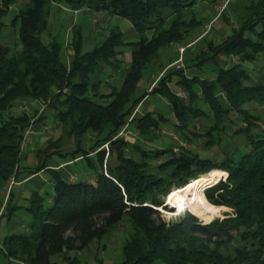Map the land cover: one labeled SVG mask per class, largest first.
<instances>
[{
	"label": "trees",
	"instance_id": "1",
	"mask_svg": "<svg viewBox=\"0 0 264 264\" xmlns=\"http://www.w3.org/2000/svg\"><path fill=\"white\" fill-rule=\"evenodd\" d=\"M205 1L219 0H0V221L29 219L2 240L8 263L88 264L123 229L117 264H264V0L220 42L203 34L216 17ZM57 7L80 19L65 45L50 39ZM99 16L125 21L131 40ZM150 96L171 117L140 115ZM161 132L179 141L158 144ZM76 164L71 181L61 168ZM211 171L227 176L204 198L231 215L165 222L171 189Z\"/></svg>",
	"mask_w": 264,
	"mask_h": 264
},
{
	"label": "rangeland",
	"instance_id": "2",
	"mask_svg": "<svg viewBox=\"0 0 264 264\" xmlns=\"http://www.w3.org/2000/svg\"><path fill=\"white\" fill-rule=\"evenodd\" d=\"M228 1L229 0H219V1H217L218 3L216 2L214 5H212V2H209V1H205V2H202L200 4V9H202V12H203L202 15L209 14V12L213 16H214V14L216 15L214 21H212L210 23V25H208L202 29L203 34L206 35L207 39L213 40L215 42H220L221 40H223L225 38V36L229 34L230 28L233 27V25L237 24V23L235 24L236 20L234 19V17L235 16L238 17L241 14L242 6L247 5L250 2V0H231V1H234V3H236L234 6V5H231L230 3L227 4ZM220 14H221V16H220ZM222 16L225 17V19H227V22L222 20ZM49 18H50L49 29H51L50 30V39L54 38L58 42L62 43L63 45H65L66 37L70 38V36L72 35V32H73L72 26L80 23V19L77 18V20H76V15L74 13L71 14V13L63 12V11L59 12L58 7L53 8L51 10V15L49 16ZM97 19L99 20L101 27L105 28L108 25V29H109V28H114V27L118 26L119 29L124 34V36H126V38H128V40H131V38H132L131 29H130L129 24H127L125 21L117 19V18H112V20L106 19V21L102 22V19H103L102 16H99ZM85 26H87V24ZM84 29H85V27H84ZM85 33H86V30H85ZM85 33H84V35H85ZM42 40L44 42L45 39L42 38ZM97 40H98V38H97ZM7 41L10 43H13V41H14L13 36H9L7 38ZM92 41H95V40L92 38ZM195 49L198 51L199 50L205 51L206 50L205 44L200 43L198 45V47ZM195 49H194V52H196ZM86 50L84 49V51H86ZM183 50L184 49H181V48L179 49V55L182 54ZM67 53L71 54L70 51H67ZM126 57H127L126 60H128V54H126ZM177 65L179 66V69H182L181 63H178ZM249 71L252 74V70L249 69ZM199 76L205 77L206 79L211 78L210 74H208V73H204V74L200 73ZM253 77H256V74H253ZM147 111H152V112H155L157 114H162L165 117H171V115H169L170 111H169V107H168L167 103L162 99H155L152 96L149 97L147 102L143 105L142 109H140L139 114L142 115ZM29 112H31V110ZM47 127L50 128V126H47ZM262 128L264 129V127H262ZM50 133H51V130H48V134H50ZM124 134H125V137H129L131 139L130 141H133L134 139L137 138L136 133L134 131H128V132H125ZM38 135L34 137L35 139L30 138V137L27 139L26 144L23 148L24 154H21V156H20L21 158H23L24 155H26V153H27L29 163L32 162V153L31 152H33L35 149H37L39 147H42L44 145V141L46 139V138L45 139L43 138V139L37 140L36 137L41 136L40 134H38ZM160 136H162V138ZM160 136H159V134L153 135L154 140L158 144L161 142V140L164 142H166L168 140L175 141V142L179 141L177 136H168L165 134V132H161ZM182 145L187 148V144H182ZM145 146L147 148L153 149V150L157 149L156 147H158L157 144H155V145L154 144H148ZM201 155L206 156L204 154H201ZM207 157H209V156H207ZM52 162L53 161L48 162V165L56 167L57 165L56 164L53 165ZM61 169L64 171L65 174H67V176H69V179L71 181H73L77 175H79V174L81 175L83 166L81 164H76L74 166H71V167L66 166V167H63ZM225 179H222V181H224ZM173 190H176V189L172 188L171 191H173ZM204 190H203V194H204ZM165 198H164V203H163V206L165 208H158L157 209V211L160 214V217L165 222L174 221L177 218L184 216L185 214H190V215L194 216L202 224H208L215 219L222 220L226 216L231 215V213H232V211L230 209H227L224 207H218V208H222V211L220 212V214L217 217H213L209 222H204L199 217H196L195 215H193L192 213H190L187 210H184V212L182 211V212L177 213L176 209L174 207H171L169 205L166 206ZM192 198H193V196H191V195L188 196V199H192ZM0 213H2V212H0ZM3 214H4V212H3ZM15 217H17L18 219L14 220L13 218L12 219L3 218L0 221V245L2 244V240L6 235L21 234V233L25 232L27 223L29 222L28 217L26 216V214H23V213H19ZM126 234L127 233L123 229L114 230L113 232H111L110 240L108 242L109 245L106 244L105 245L106 247L104 250L101 247H99V248H94L95 250L91 251L90 253L89 252L86 253L85 256L87 257L88 264H97L98 260L103 261L105 264H117L118 261L121 259V247L120 246H121ZM96 256H97V260H94V258ZM82 257H84V255ZM0 264H7L5 258L1 254H0ZM9 264H19V263L18 262H10Z\"/></svg>",
	"mask_w": 264,
	"mask_h": 264
},
{
	"label": "bare ground",
	"instance_id": "3",
	"mask_svg": "<svg viewBox=\"0 0 264 264\" xmlns=\"http://www.w3.org/2000/svg\"><path fill=\"white\" fill-rule=\"evenodd\" d=\"M226 174L221 171H211L205 176L190 181L186 186L171 191L165 198L166 206L176 209V212L189 211L204 222H209L213 217H217L222 208L210 205L203 195V190L216 185L226 178ZM193 196L188 199V196Z\"/></svg>",
	"mask_w": 264,
	"mask_h": 264
},
{
	"label": "crops",
	"instance_id": "4",
	"mask_svg": "<svg viewBox=\"0 0 264 264\" xmlns=\"http://www.w3.org/2000/svg\"><path fill=\"white\" fill-rule=\"evenodd\" d=\"M21 4H22V1H21ZM59 8V7H58ZM61 11V9L59 8V12ZM6 260V259H5ZM6 262H7V260H6ZM7 264H9L8 262H7ZM19 264H21V263H19Z\"/></svg>",
	"mask_w": 264,
	"mask_h": 264
}]
</instances>
